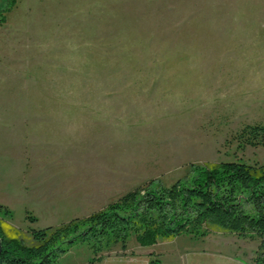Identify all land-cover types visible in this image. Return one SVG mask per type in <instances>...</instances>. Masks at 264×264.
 <instances>
[{
  "label": "rangeland",
  "instance_id": "obj_1",
  "mask_svg": "<svg viewBox=\"0 0 264 264\" xmlns=\"http://www.w3.org/2000/svg\"><path fill=\"white\" fill-rule=\"evenodd\" d=\"M254 125L264 126V0H0V186L21 172L18 155L24 184L45 183L0 202L24 232L85 209V192L69 194L82 186H168L191 165L264 163L242 132ZM197 243L216 264L264 255L256 235L211 230L172 249H145L134 234L95 256L78 243L57 264L161 263Z\"/></svg>",
  "mask_w": 264,
  "mask_h": 264
},
{
  "label": "trees",
  "instance_id": "obj_2",
  "mask_svg": "<svg viewBox=\"0 0 264 264\" xmlns=\"http://www.w3.org/2000/svg\"><path fill=\"white\" fill-rule=\"evenodd\" d=\"M242 132L246 144L264 146V126H246ZM190 167L191 175L182 180L168 186L150 180L85 217L58 225L24 232L0 217V264H57L78 243L88 244L95 256L115 244L125 249L130 234L145 247L222 230L256 235L264 246V163L232 160Z\"/></svg>",
  "mask_w": 264,
  "mask_h": 264
},
{
  "label": "crops",
  "instance_id": "obj_3",
  "mask_svg": "<svg viewBox=\"0 0 264 264\" xmlns=\"http://www.w3.org/2000/svg\"><path fill=\"white\" fill-rule=\"evenodd\" d=\"M33 128H34V126L32 127V129L26 128V130L28 129L27 130L28 133L33 132V130H34ZM38 128H40V129L37 131H40L41 129H43L41 127H38ZM21 130H23V129H21ZM46 132H48V131H46ZM36 146H38V145H36ZM44 147H46L47 149ZM42 148H43V150L47 151L46 154L49 155V151L51 148H49L48 145H46L44 143H43ZM12 157H13V155L9 156V158H7L6 161L9 163V161L12 160ZM19 158H20V156L18 155V157H16V160H17L16 163H19L22 165L21 172L18 173V175L16 174L15 176H13V180L10 182H8L10 179L6 178L7 179V180L5 179L6 185L4 183L0 186V202H2V203H8L9 201H7L6 199L11 197V196H14V195L17 197H21L20 199H22V198L25 199L26 197H28V195L34 194L33 191L34 192L40 191L41 189L45 190V188H44L45 183H43L40 186L39 185L32 186L31 184L30 185L24 184L22 177H24L25 175L22 176V174H23L22 171L25 170V168H24L23 160H20L21 162H19L18 161ZM65 178L67 179V181L68 180L70 181L71 176L68 177L66 175ZM65 178H63V179L65 180ZM117 182H119V181H117ZM46 187H48V184L46 185ZM80 189L83 192H85V195H86L85 198H89V201L86 202L87 207L85 209L82 208L79 210L82 212V214H79L78 213L79 211L77 213L68 212V214L65 218H59V220L68 221V220H70L72 218H76V217H80V218L85 217V216L89 215L90 213L105 207L108 203L116 200L118 197H120L122 194L126 193L127 191L131 190L132 188L131 189L128 188L127 184H125L123 186V188H120V189H118V186H117L115 188L111 187L108 190H104L101 188L92 189V188H88V186H86V187L82 186L81 188L80 187L76 188L74 190V192L71 191L69 194L73 195V197H74V196H76V193L79 192L78 190H80ZM60 190H62V187ZM109 190H113V191L110 192ZM114 190L116 192H114ZM5 196H6V198H5ZM88 206L92 207V209L89 210ZM64 213H67L66 209H65ZM183 235H188V234H183ZM183 235H180V236H178V237H176L170 241H162L161 240V243L169 244L171 249H172V245H175V241ZM159 242H160V240L151 246H145L146 247L145 249H148V248L153 249V247H156ZM141 247H143V246H141ZM190 247H192V248H190ZM190 247H189V250H186L185 255H181L180 253H178V251L170 253V254L161 255V259H160L161 263L159 262V264H216L217 257H215V254L213 252L214 250L211 249L210 245L209 246H202V245H199L197 243L195 246L193 245ZM152 251L153 250H150L149 254L152 253ZM174 251H175V249H174ZM92 257L87 262V264H145L139 257H137V258L136 257H129V256L106 257L100 261L98 260V257L96 259H93ZM150 261L151 260H149L146 264H150Z\"/></svg>",
  "mask_w": 264,
  "mask_h": 264
}]
</instances>
